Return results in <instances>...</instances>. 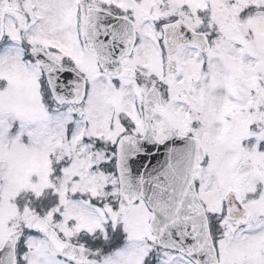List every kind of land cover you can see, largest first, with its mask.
<instances>
[{
	"label": "snow or ice",
	"instance_id": "snow-or-ice-1",
	"mask_svg": "<svg viewBox=\"0 0 264 264\" xmlns=\"http://www.w3.org/2000/svg\"><path fill=\"white\" fill-rule=\"evenodd\" d=\"M0 264H264V0H0Z\"/></svg>",
	"mask_w": 264,
	"mask_h": 264
}]
</instances>
